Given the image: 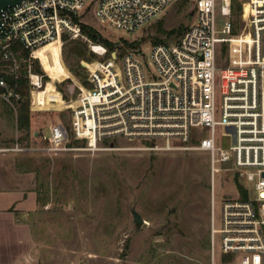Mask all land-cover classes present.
Wrapping results in <instances>:
<instances>
[{
    "label": "built area",
    "instance_id": "obj_1",
    "mask_svg": "<svg viewBox=\"0 0 264 264\" xmlns=\"http://www.w3.org/2000/svg\"><path fill=\"white\" fill-rule=\"evenodd\" d=\"M175 1L20 0L1 10L0 101L10 107L24 101L20 78L29 87L30 104L33 92L46 84L31 64L41 46L60 44L65 35L89 43L98 58L85 68L91 87L81 88L76 107L68 108L72 138L84 140L85 147L70 146L67 129L56 123L47 136L42 134L46 146L16 151L94 152L108 138L161 141L162 146L151 144L145 150L168 151L177 149L172 142L186 143L195 129L204 128L207 136L194 149L208 155L209 264H264V0H186L193 6V20L176 41L150 45L148 56L142 48L119 52L118 44L109 53L87 40L74 21L82 23L91 12L98 28L135 40ZM234 6L243 22L240 31L230 18ZM232 37L248 38V51L244 44L233 50ZM224 43L228 64L219 68V45ZM20 50L28 52V61L19 58ZM227 127L235 130L234 144ZM224 166L254 196L243 189L246 199H222L217 213L214 176Z\"/></svg>",
    "mask_w": 264,
    "mask_h": 264
},
{
    "label": "rangeland",
    "instance_id": "obj_2",
    "mask_svg": "<svg viewBox=\"0 0 264 264\" xmlns=\"http://www.w3.org/2000/svg\"><path fill=\"white\" fill-rule=\"evenodd\" d=\"M192 10L188 1L176 0L135 40L106 27L98 28L91 12H86L82 21L118 44L119 52L129 47L142 48L148 56L154 39L168 44L180 37L193 20ZM230 18L234 29L240 31L243 22L236 6ZM217 22L222 24L219 16ZM158 24L165 31L176 32L160 35L156 32ZM75 41L87 47L80 65L98 59L89 51V43ZM71 42L72 39L61 40L60 44L45 47L39 60L31 59L32 66L35 61L47 82L42 90L33 92L31 104L29 98L28 129H15L11 116L18 106L0 101V157L10 158V166L13 162L22 171L32 173L35 187L48 197L31 219L37 246L31 264H209L208 155L194 149L199 138L207 136L206 129H195L186 143L172 142L177 149L168 151L145 150L151 144L162 146L161 141L125 138L102 140L101 150L94 152L51 155L16 151L46 146L42 134L47 136V128L56 123L67 129L70 142L75 141L68 108L74 107L80 89L87 88L83 84V80L87 82V70L79 71L84 79L69 71L62 50L63 46L71 48ZM231 43L233 50L244 44L248 51V38L232 37ZM217 61L219 68L228 64L227 43L219 45ZM76 141L79 144L73 147H85L84 140ZM239 186L247 190L249 197L254 196L251 187L233 176L227 166L214 176L217 213L222 199L242 198ZM132 208L142 217V224L132 222Z\"/></svg>",
    "mask_w": 264,
    "mask_h": 264
},
{
    "label": "crops",
    "instance_id": "obj_3",
    "mask_svg": "<svg viewBox=\"0 0 264 264\" xmlns=\"http://www.w3.org/2000/svg\"><path fill=\"white\" fill-rule=\"evenodd\" d=\"M16 115L14 111L11 116L15 129L25 130L18 129ZM28 121L30 125L31 119ZM10 161L0 157V264H31L37 247L31 219L39 206L34 177L16 163L12 162L11 167Z\"/></svg>",
    "mask_w": 264,
    "mask_h": 264
},
{
    "label": "trees",
    "instance_id": "obj_4",
    "mask_svg": "<svg viewBox=\"0 0 264 264\" xmlns=\"http://www.w3.org/2000/svg\"><path fill=\"white\" fill-rule=\"evenodd\" d=\"M75 22H77L80 25V30H81V34L90 42H92L93 44H101L103 46L106 47V49L108 50V52H113L116 48V44L113 42H110L108 40H106L105 38H103L99 32L97 30H95L94 28H92L91 26H88L85 23H81L79 22V18H75L74 19ZM156 32L158 34H162L165 36H170L172 34H174L176 31L175 30H170V31H165L163 30V28L161 27L160 24H158L157 28H156ZM177 33L180 34V31L178 30ZM68 39L67 36H63L62 37V41H66ZM72 47L69 48L68 50H66L63 46V57H64V61L66 63V65L69 68V71L76 75L83 78V75L80 74L79 71H84V69L81 67L80 65V60L85 58L86 55V44L82 43V42H77L75 40H72ZM157 43H162L160 42L159 39H154L153 44H157ZM15 49L19 50V46L15 45ZM19 58L23 61H27L29 59V54L27 51L24 50H20V54H19ZM34 65L32 66L33 71L37 74H42L41 70L39 69V66L37 64H35V61L33 62ZM2 69V63L0 62V72ZM87 78V77H86ZM7 81L9 82L10 78H6ZM44 80H47L46 77H44ZM83 84L87 87L90 88L91 85L89 83L86 82V80H83ZM18 89L19 92L22 94V96L24 97V101L20 102L19 104H17L16 106H18L16 108V123H17V127L18 129H28V125H29V111H28V104H29V87L27 85L26 80H24L23 78H20V81L18 82ZM79 141H71L70 142V146H74V145H78ZM240 191L241 192V199H246L247 195L244 192L243 188H241L239 186ZM242 189V190H241ZM36 195H37V202L39 205H45L48 201V197L46 193H42L40 192L39 189H37L36 187Z\"/></svg>",
    "mask_w": 264,
    "mask_h": 264
},
{
    "label": "water",
    "instance_id": "obj_5",
    "mask_svg": "<svg viewBox=\"0 0 264 264\" xmlns=\"http://www.w3.org/2000/svg\"><path fill=\"white\" fill-rule=\"evenodd\" d=\"M20 0H0V11L5 9L6 7H12L19 3ZM185 30V28L183 29ZM111 57L114 58V53L111 54ZM87 63H81L82 68H86ZM226 133H229L232 136V143H235V130L233 127H227L225 129ZM130 213L132 215V222L134 224H142L144 221L142 217L132 208L130 210Z\"/></svg>",
    "mask_w": 264,
    "mask_h": 264
},
{
    "label": "bare ground",
    "instance_id": "obj_6",
    "mask_svg": "<svg viewBox=\"0 0 264 264\" xmlns=\"http://www.w3.org/2000/svg\"><path fill=\"white\" fill-rule=\"evenodd\" d=\"M54 43H56V42H54ZM54 43L52 42V43H48V44H45V45L41 46L38 50H36V51L33 53V57H34L35 59L39 60V54H40V52H41L45 47L50 46V45H52V44H54ZM90 68H93V67L90 66ZM61 78H62V79H66V78H69V77H68V76H62ZM42 89H43V88H42ZM42 89H41V90H42ZM76 105H77V102L75 101L74 108L76 107Z\"/></svg>",
    "mask_w": 264,
    "mask_h": 264
}]
</instances>
